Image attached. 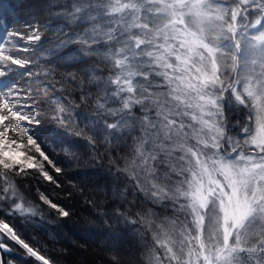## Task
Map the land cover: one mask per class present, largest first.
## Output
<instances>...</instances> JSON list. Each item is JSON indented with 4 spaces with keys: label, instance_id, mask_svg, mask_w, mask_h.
I'll list each match as a JSON object with an SVG mask.
<instances>
[{
    "label": "snow or ice",
    "instance_id": "snow-or-ice-1",
    "mask_svg": "<svg viewBox=\"0 0 264 264\" xmlns=\"http://www.w3.org/2000/svg\"><path fill=\"white\" fill-rule=\"evenodd\" d=\"M253 7L259 12L254 22L248 20ZM58 15L83 27L65 44H82L81 59L100 56L109 63L107 78L92 75L103 87L96 115L84 116L89 123L69 134L85 137L95 149L101 135L110 143L128 121L138 123L131 169L123 171L136 190L170 203L177 214L159 223L149 220L154 244L162 249L156 264H264V3L71 0ZM26 27L32 32L27 37L8 31L0 19V62L18 65L20 78L32 75L30 61L4 54L3 41L19 36L27 42L21 51L28 52L41 36L38 28ZM9 71L0 67V169L6 170L0 178L7 185L0 201L12 199L8 216H35L38 209L23 200L8 175L26 176L34 169L59 186L50 170H64L43 146V138L54 141L61 133L52 135L40 127L39 112L24 103ZM229 98L252 109L236 135L230 134L225 114ZM56 103L59 115L52 119L68 130L72 106ZM137 106L139 118L132 115ZM10 132L14 135L8 139ZM25 137L28 151L13 149H23ZM33 152L38 155L29 154ZM40 198L60 216L69 215L44 194ZM7 241L50 264L0 219V250H11Z\"/></svg>",
    "mask_w": 264,
    "mask_h": 264
},
{
    "label": "trees",
    "instance_id": "trees-1",
    "mask_svg": "<svg viewBox=\"0 0 264 264\" xmlns=\"http://www.w3.org/2000/svg\"><path fill=\"white\" fill-rule=\"evenodd\" d=\"M66 5L70 6L71 0H0V19L4 20L8 31L24 33L27 37L32 32L26 25L39 29L36 34L41 40L32 41L26 53L20 46L27 42L19 36L3 41L4 54L30 61L27 68L31 76L16 77V73L23 70L10 61L0 62V67L10 70L9 76L20 86L24 103L39 112L40 127L52 135L61 133L54 141L45 136L43 146L64 170L61 174L50 170L59 186L44 180L34 169L26 176L9 173L8 180L15 183L19 195L38 212L35 216H8L6 212L12 203L9 198L0 201L3 209L0 219L14 226L50 264H156L155 256L162 253V249L154 244L149 220L159 223L177 214L170 203L153 201L136 190L123 171L131 169L133 149L140 136L138 123L128 121L110 138V143H105L101 135L95 149L85 137L69 134L89 123L84 116L96 115L103 87L97 86L92 75L107 78L109 63L100 56L81 59L82 44L64 43L67 37L83 31V27L70 24L68 19L58 15L65 12ZM57 100L66 108L72 106L74 115L68 130L52 119L59 115ZM225 114L232 135L238 134L239 127L248 123V110L234 102L226 104ZM132 115L142 116L138 106ZM108 120L113 122L111 117ZM13 135L10 132L7 138ZM20 143L25 145L23 149H17L16 145L13 149L27 152L26 137ZM69 145L70 152L66 153ZM4 187L7 185L0 178V195H4ZM41 194L63 207L69 215L60 216L41 200ZM128 219L138 222L133 224Z\"/></svg>",
    "mask_w": 264,
    "mask_h": 264
},
{
    "label": "flooded vegetation",
    "instance_id": "flooded-vegetation-1",
    "mask_svg": "<svg viewBox=\"0 0 264 264\" xmlns=\"http://www.w3.org/2000/svg\"><path fill=\"white\" fill-rule=\"evenodd\" d=\"M11 250H0V264H42L35 257L29 256L24 249L15 242L7 241Z\"/></svg>",
    "mask_w": 264,
    "mask_h": 264
},
{
    "label": "rangeland",
    "instance_id": "rangeland-1",
    "mask_svg": "<svg viewBox=\"0 0 264 264\" xmlns=\"http://www.w3.org/2000/svg\"><path fill=\"white\" fill-rule=\"evenodd\" d=\"M259 2L264 3V0H259ZM250 12H251V15L248 17V20L254 22V20L258 17V14H259L258 9L253 7L250 9ZM238 22H239V18H238ZM2 36H3V33H0V37H2ZM229 63H230V61H229ZM257 70H258V68H257ZM229 99L231 100L230 103L234 102V98H229ZM237 105L241 106L239 104H237ZM246 109L248 110V115H249V113L252 111V109L251 108H246ZM225 110H226V107H225ZM251 125H252V128L254 129V127H255L254 123H252Z\"/></svg>",
    "mask_w": 264,
    "mask_h": 264
}]
</instances>
